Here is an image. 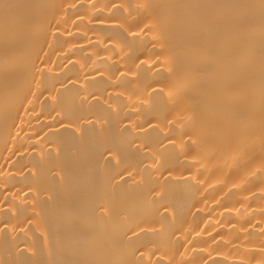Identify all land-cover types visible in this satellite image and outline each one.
<instances>
[{"label": "bare ground", "instance_id": "bare-ground-1", "mask_svg": "<svg viewBox=\"0 0 264 264\" xmlns=\"http://www.w3.org/2000/svg\"><path fill=\"white\" fill-rule=\"evenodd\" d=\"M0 264H264V0H0Z\"/></svg>", "mask_w": 264, "mask_h": 264}]
</instances>
